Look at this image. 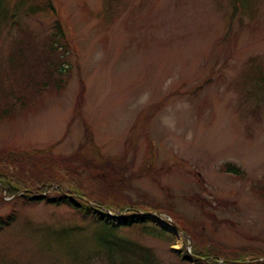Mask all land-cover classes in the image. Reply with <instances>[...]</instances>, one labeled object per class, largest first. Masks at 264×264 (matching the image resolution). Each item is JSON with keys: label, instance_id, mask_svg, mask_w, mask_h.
Returning a JSON list of instances; mask_svg holds the SVG:
<instances>
[{"label": "rangeland", "instance_id": "374dc122", "mask_svg": "<svg viewBox=\"0 0 264 264\" xmlns=\"http://www.w3.org/2000/svg\"><path fill=\"white\" fill-rule=\"evenodd\" d=\"M49 1L64 29L67 70L56 75L62 83L55 92L46 86L38 102L17 105L13 119H0V148L44 149L58 141L52 154L68 155L88 127L100 152L117 157L134 139L125 195L170 204L178 217L199 223L205 247L264 251V197L255 193L264 186V0H237L233 16L230 0ZM46 2L0 0L9 24L30 33L24 46L52 35ZM19 34L7 27L0 34L6 91L15 89L5 61ZM201 83L202 90L190 92ZM146 153L152 175L140 171ZM225 164L243 174L221 172ZM80 172L82 193L103 197L101 183ZM63 185L78 190L72 178ZM13 211L16 220L0 231V264H105L88 260L100 233L91 217L64 204L24 205L0 188V218ZM111 215L113 223L122 222ZM149 221L124 226L118 235L150 248L159 264H184L181 250L192 242L185 245L183 232L165 217Z\"/></svg>", "mask_w": 264, "mask_h": 264}, {"label": "trees", "instance_id": "16d2710c", "mask_svg": "<svg viewBox=\"0 0 264 264\" xmlns=\"http://www.w3.org/2000/svg\"><path fill=\"white\" fill-rule=\"evenodd\" d=\"M230 2L232 5L231 15L233 16L238 8V1L230 0ZM43 9L55 18L52 35L48 36L41 45L30 46L26 43L24 46V41L32 38L30 33L20 23L9 24L10 18L0 4V34L4 27H7L9 31L17 30L20 32L19 36L13 39L5 61L6 77L10 79L15 89L4 90L0 80V119H13L16 115L17 105L25 109L24 107H28L30 103L39 101L37 98L41 89L48 86L49 93L52 89L55 92L54 89L57 90L62 83L56 75L67 70L63 69L62 65L65 63L63 57L66 56L68 46L64 43V32L56 19L53 5L48 1L44 4ZM31 12L33 11L31 10ZM11 18L13 19V16ZM203 84L193 87L190 92L196 93L202 90ZM252 92L249 96L255 94L254 91ZM80 99L76 103L77 106L81 104ZM162 104L157 105L155 110ZM257 110L260 108L257 107ZM150 116L151 114L147 117L144 116V119L148 121ZM85 131L87 133L84 142L75 152L68 155H53L52 150L55 145L31 151L0 148V182L6 185L9 197L19 199L24 205L41 202L54 205L64 204L77 211L84 218L91 217L99 223L98 242L89 256V261L93 262L94 259H97L105 264H159L156 255L150 248L118 235L119 229L124 226L149 223L150 221L144 218L141 213L158 211L171 216L186 237L185 245H187L188 239L192 242L191 254H188L186 250H181L180 261L182 263L237 264L234 262H239L238 264H264L263 261H260V259H264V251L261 250L247 249L227 252L220 245L205 247L203 239L199 235L201 231L199 223H190L178 217L172 211L170 204L159 205L149 201L146 195H143L140 201L131 200L124 194V190L133 177L132 175L126 177L125 174L129 168L126 156L129 149L134 147V139L131 148L129 146L120 156L105 157L94 144L91 130L86 127ZM152 149L153 147L148 141L147 150L151 152ZM146 155V160L140 171L152 175L154 166L152 158H149L152 154L146 153ZM220 170L236 177L243 174L242 170L232 164H225ZM80 171H88L91 174L88 175L90 179H94L98 184L101 183L99 190H103V197L97 198L82 193L85 187L81 182L76 181L82 173ZM70 178L74 180L78 190L70 191L64 188L63 182L69 181ZM256 188H258V192H255L257 196L264 197V186ZM162 189L169 194L167 189L164 187ZM254 191L256 190L254 189ZM44 193L47 194L46 197L39 200L37 196ZM83 197L87 200H83ZM190 199L193 201V198ZM194 201L198 202L196 199ZM198 204L203 212H207L204 201L200 200ZM102 207L120 216L122 222L113 223L110 221L108 213L103 211ZM15 220L14 211L5 218H0V231L9 227ZM234 252L237 254L232 255ZM192 257L195 259L194 263H190ZM247 261L250 262L246 263Z\"/></svg>", "mask_w": 264, "mask_h": 264}, {"label": "water", "instance_id": "95a60500", "mask_svg": "<svg viewBox=\"0 0 264 264\" xmlns=\"http://www.w3.org/2000/svg\"><path fill=\"white\" fill-rule=\"evenodd\" d=\"M44 197H45V195H41V196H38L37 198L42 200V199H44ZM143 217L151 219V214H144ZM151 221L158 224L157 219H151Z\"/></svg>", "mask_w": 264, "mask_h": 264}]
</instances>
